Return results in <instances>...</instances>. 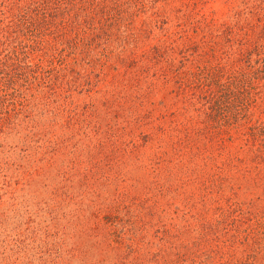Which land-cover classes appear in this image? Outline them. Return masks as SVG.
Segmentation results:
<instances>
[{
  "label": "trees",
  "instance_id": "1",
  "mask_svg": "<svg viewBox=\"0 0 264 264\" xmlns=\"http://www.w3.org/2000/svg\"><path fill=\"white\" fill-rule=\"evenodd\" d=\"M227 1L224 11L238 20L233 57L220 41L228 33L215 26L216 8L204 7L217 0H193L202 7L175 25L182 35L172 40L174 33H167L158 41L156 50L168 53L162 62H173L169 68L187 55L181 84L191 94L183 105L163 103L154 117L159 92L134 98L132 81L118 97L105 83L107 68L127 61L145 66L143 57H131L139 47L131 27L140 12L155 7L154 0H0V118L12 122L7 131L22 133L20 155L0 162V264H264V224L255 215L248 228L230 221L227 207L193 236L169 227L154 242L149 235L157 228L159 205L151 190L141 197L115 188L121 174L127 179L138 169L130 179L137 186L140 172L150 169L154 179L161 178L156 191L163 192L169 176L184 172L187 159H202L196 152L203 137L224 149L226 137L243 132L245 159L264 166V119L245 127L253 117L251 90L264 92V0H237V7L251 6L247 16L230 8L236 0L230 7ZM228 27L222 29L232 33ZM153 59L160 63L159 56ZM101 86L109 94L106 107L97 110L92 102L80 113L70 92L80 88L94 95ZM8 122H0L1 135ZM12 184L32 190L33 207L15 202L8 192ZM215 232L230 240L219 241ZM227 243L238 246L230 255L219 247Z\"/></svg>",
  "mask_w": 264,
  "mask_h": 264
},
{
  "label": "rangeland",
  "instance_id": "2",
  "mask_svg": "<svg viewBox=\"0 0 264 264\" xmlns=\"http://www.w3.org/2000/svg\"><path fill=\"white\" fill-rule=\"evenodd\" d=\"M154 4L147 8V13H139L140 16L136 21V24L131 28L135 34V37L138 39V46L133 50L131 57L135 56L137 58L143 57V65H137L133 67L130 61H127L126 64L120 65L121 67L115 66V69L108 70V77L106 78L105 83L110 84L112 91L116 92L119 97V94H127L128 89H125V86L132 81H135L134 84L137 85L135 88V93L132 94V97L140 98L143 95L154 90L159 92L158 98L154 101V117L161 115L163 109L162 105L171 106L172 104L183 105L186 100V93L189 87H184L181 84L182 78L185 73H187L188 62L190 61L187 55L183 56L180 54L176 58L177 65L171 66V62L164 61L163 58L168 53L164 55L159 53V50H156V45L158 41H162L166 38L167 33L182 35L183 29L175 28V25L180 24L183 17L191 12H197L201 6L194 5L193 0H154ZM222 1L217 0V2H212L208 4V11L213 6L216 8V14L214 19H216L215 26L221 27L218 28L220 32H227L228 37H221L220 41L224 44L226 50L229 49V54L233 57V53L230 51L238 48L237 44L239 40V34H236V26L238 25V20L233 18V13H230V9L224 11ZM234 1V0H232ZM228 6L230 7V0L227 1ZM238 6L237 0L230 8L235 9ZM226 8V6H225ZM238 10L244 15H250L252 12L251 6H247L244 3L237 7ZM240 8V9H239ZM217 9L219 11H217ZM227 9V8H226ZM202 10V9H201ZM224 11V12H223ZM250 13V14H249ZM192 15V14H191ZM245 19V17H243ZM148 21V22H147ZM224 24H227L228 29H233L232 33L228 30L222 29ZM190 24L188 26H192ZM190 27L188 30V35H193L194 32ZM151 29V30H150ZM171 39V38H170ZM169 38L167 40H170ZM162 43V42H161ZM181 40L174 41V45H180ZM112 46L110 49H114L115 46ZM150 58H146L145 54ZM156 56H159L158 63L155 59ZM183 59V60H182ZM121 60H130L123 58ZM203 62V61H202ZM161 64V68H160ZM114 67V66H113ZM98 75L96 74L94 80L96 81ZM94 81V82H95ZM87 86V85H86ZM100 88V91L98 90ZM95 89L94 95L89 94L88 92H81L80 88H75L70 92V98L73 99L76 104L79 105V112L82 113L87 106L94 103V108L99 110L103 107H106L103 103L104 97L109 96L105 92L103 86ZM185 95H184V90ZM197 88H194L197 91ZM84 91L86 88H82ZM89 89V88H88ZM127 92V93H126ZM259 92V93H258ZM251 90V95L249 97V105H254L252 107L253 117L248 118V121L245 122V127H250L252 124H255L257 120L264 119V92L261 95L260 91ZM113 93V92H112ZM130 93V92H129ZM188 95L191 93L188 92ZM87 95H92V97H87ZM105 95V96H104ZM164 97L161 102L160 98ZM100 99V100H99ZM105 100V99H104ZM136 101V100H135ZM162 103V104H161ZM240 107V104L238 105ZM149 108H153L149 105ZM237 109V108H236ZM238 111V110H236ZM161 117V116H160ZM160 117H158L160 119ZM235 122L236 118H232ZM4 120L8 122V119L5 116L0 118V122ZM9 121L5 126L10 127L13 124ZM3 135L0 134V162H4L7 156L15 157L20 155L22 145L19 142L21 132L19 128H16L12 132L7 131ZM245 130V129H243ZM243 132L235 133L232 138L226 137L224 141V149H221L219 143L208 142V137L202 138V145L199 147L200 151L196 152L197 154L203 153L202 159L201 155L197 160H192L191 156L188 161L189 163L185 164L183 167V173L178 176H169L166 185L167 189H164L163 192H157L155 189V182L159 181L161 178L154 179L149 169L147 172H140L137 177V186L133 181H130L133 178V175L138 169H133L131 174H126L128 176L125 179L124 175H120L117 178L115 183V188L119 189L121 192L126 190L129 195H134L137 192L141 197H144V192L146 188L151 190L153 196L152 200L157 201L159 205V210L155 215L156 229L150 231V238L154 242H158L160 238L163 237L164 228H171L173 230L182 231L183 235H195V232H200V228L207 221H214L216 219L215 212L221 211V209H226L228 207V214L230 217L228 219H235L239 222L245 224V227L251 228L252 219L250 215H255L254 219L258 218L264 224V166L254 164L252 161H248L245 158L248 154L247 152V143L243 136H240ZM217 135V134H216ZM219 136V135H218ZM142 138V135L140 136ZM140 138L139 141H140ZM235 138V139H234ZM217 139V138H215ZM200 143V144H201ZM202 148V149H201ZM205 151H208L205 153ZM22 152V151H21ZM205 153V154H204ZM185 161V160H184ZM184 161L182 162L184 164ZM194 161V166H192ZM112 159L106 160V164H111ZM11 172L9 175H12ZM1 187V185H0ZM11 195H16L18 198L15 202H21L23 206L30 205L32 206V201L29 200L32 197V190L24 189L23 187H17L12 184L10 187ZM120 193L117 191L114 193L117 195ZM2 192L0 191V195ZM111 193V196L114 195ZM11 195L5 194L3 199L7 202ZM32 199V198H31ZM34 201V200H33ZM21 206V209H23ZM255 213V214H254ZM8 216V215H7ZM249 220V222L247 221ZM256 220V221H257ZM189 233H186V227ZM177 227H180L178 229ZM247 228V230H248ZM208 233V229H202ZM175 234L176 231H171ZM222 233V231H221ZM215 232L214 234H221ZM219 241L230 240L224 235H220ZM222 247V251H225L227 254H231L233 248H238L233 243H227Z\"/></svg>",
  "mask_w": 264,
  "mask_h": 264
}]
</instances>
